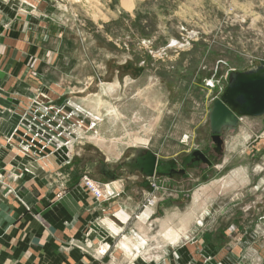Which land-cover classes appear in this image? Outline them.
Wrapping results in <instances>:
<instances>
[{"label":"rangeland","instance_id":"rangeland-1","mask_svg":"<svg viewBox=\"0 0 264 264\" xmlns=\"http://www.w3.org/2000/svg\"><path fill=\"white\" fill-rule=\"evenodd\" d=\"M126 5L121 0H0L3 30L10 29L18 44L28 37L31 58L22 60L25 50L18 48L13 56L1 54L3 71L18 69L9 76L11 85L31 88L30 95L8 106L9 95L1 92L0 117L11 116L17 124L10 135L2 134L0 148L49 171L60 160L67 174L73 168L78 172L76 184L88 198L85 178L109 196L102 187L107 181L102 163L116 172L114 180L123 179L127 193L137 190L132 202L140 209L131 219L124 213L126 219H119V209L103 217L108 220L101 227L114 250L138 242L148 253L134 255L148 260L154 255L150 248L158 247V264H165V257L183 264V254L191 259L187 264H224L228 258L264 264V116L241 119L236 129L223 132L220 154L213 150L207 124L228 74L264 61V0H127ZM97 97L109 107L108 112L99 108V121L85 106ZM67 109L70 115L62 112ZM29 134L34 149L24 154L17 137L30 140ZM9 137L17 139L15 145ZM138 142L157 156L161 176L129 178L116 169L135 148L128 144ZM195 149L210 153V165H187ZM170 169L184 174L163 176ZM25 175L32 176L27 166L8 172L17 180ZM71 175L63 180V193ZM139 219L146 223L137 238L133 229L137 232ZM169 230L179 234L173 244L165 236ZM103 250L95 254L109 246Z\"/></svg>","mask_w":264,"mask_h":264},{"label":"crops","instance_id":"crops-1","mask_svg":"<svg viewBox=\"0 0 264 264\" xmlns=\"http://www.w3.org/2000/svg\"><path fill=\"white\" fill-rule=\"evenodd\" d=\"M9 31L10 29L3 30L0 23V58L3 52L5 56H13L16 53L15 49L17 51L18 48L22 52L25 50V54L21 56L22 60H31L28 54L30 47L28 37H26V41L18 44L14 37L15 34L10 36ZM17 72L18 69L3 71L0 68V94L3 90L8 93L9 96L4 98L7 106L14 102L13 99L21 95H30L31 87L24 81V85L22 82L11 85L12 79L9 76L16 75ZM22 73V76H28L27 69ZM16 124L15 118L2 115L0 117V138L2 134L10 135ZM127 137H129L127 139L129 143L132 136L128 135ZM144 141L147 140L144 139ZM2 144L0 139V145ZM128 145L135 147L133 150L146 148L140 146L144 145L141 142ZM24 166L31 169L32 176L25 175L23 180H17L12 176L8 177L9 171ZM41 166L43 168L37 163H32L30 159L28 161L16 158L13 150L5 151L0 148V264H158L156 254L159 250H155L158 247L150 248L154 255L150 256L148 260L134 255V252L137 254L148 253L146 250L141 251L142 246L137 244L138 242L125 241L124 246L121 244L124 248L119 252L110 248L114 245V241L101 227L103 220H108V217H103L109 214L113 216V213L118 209L130 219L135 215L140 209V203L132 202V200H136L134 198L138 195L137 190L127 193L123 179L118 178L113 182L107 180L102 184L105 194H109L106 196L107 201L96 202L86 196L80 185L77 186L78 172H75L74 168L71 175L70 172L66 173L67 170L61 166L60 160H57L56 163L53 162L50 171L45 165L41 164ZM117 168L118 166H116ZM110 172L112 173V170ZM115 174L114 176H116ZM66 175L71 176L67 191L63 193V180ZM128 177L134 178L135 176ZM136 184V187H139V184ZM107 186L110 187L109 190H106ZM144 189L150 190L148 187ZM59 193L61 196L58 195ZM110 219L112 220V218ZM145 223V220L140 219L139 222H135V229H137V232L133 229V232L136 233L135 237L139 238L141 227H144ZM127 226H123L126 231L128 230ZM84 241H86L85 245H83ZM74 244L81 250L75 249L72 246ZM103 245H105L104 247L109 246V251L102 253V256H97L95 254L97 248L98 250L104 249ZM61 248H68L67 256L59 251ZM208 252L205 249L204 253ZM178 253L180 254L179 251ZM181 253H186V251L181 250ZM181 258L182 256L179 260L183 264H187L186 262L191 260L185 254ZM165 259V264H175L172 258L165 257ZM225 263L244 264L242 261L231 258L226 259Z\"/></svg>","mask_w":264,"mask_h":264},{"label":"water","instance_id":"water-1","mask_svg":"<svg viewBox=\"0 0 264 264\" xmlns=\"http://www.w3.org/2000/svg\"><path fill=\"white\" fill-rule=\"evenodd\" d=\"M264 116V61L241 72H231L227 76L226 87L214 100L207 116L208 129L214 144V152L220 154L223 132L236 129L241 119H255ZM192 162L210 165L206 156L199 150L191 152ZM158 159L147 148L134 149L130 156L119 163L121 172L127 176L138 175L142 179L161 176L157 173ZM104 179L112 182L115 178L104 163L99 165ZM183 175L184 171L170 170L168 177ZM165 174H163L164 176Z\"/></svg>","mask_w":264,"mask_h":264},{"label":"bare ground","instance_id":"bare-ground-1","mask_svg":"<svg viewBox=\"0 0 264 264\" xmlns=\"http://www.w3.org/2000/svg\"><path fill=\"white\" fill-rule=\"evenodd\" d=\"M126 1L127 0H121V4L123 5V7L124 6H126L127 8H128V6L130 5H126ZM87 2H88V0H87ZM129 3V2H128ZM125 8V7H124ZM41 98H43V97H41ZM42 101V100H41ZM74 102V101H73ZM84 104V103H83ZM82 104V105H83ZM78 105V104H77ZM65 106V105H64ZM85 106L86 107H88L90 110H91V112L93 113V115L95 116V121H99V114H100V110H99V108L100 107H103V109H104V112L106 111V112H108L109 111V107H107V105H106V103L105 102H101V100H100V98L99 97H97V98H93V99H91V100H87L86 102H85ZM76 107V106H75ZM81 107H83V106H81ZM79 110H81V111H84V110H82V109H80V108H78L77 109V111H79ZM62 112H66V114H68V115H70V112H69V110L67 109V110H65V111H62ZM80 112V111H79ZM111 112H113V109L111 110ZM110 112V113H111ZM87 113V112H86ZM75 114V113H74ZM78 115H80V114H78ZM88 115V114H87ZM75 116V115H74ZM97 116V117H96ZM79 117V116H78ZM84 118V117H83ZM76 120V119H75ZM69 121V120H68ZM53 122V121H52ZM61 122V121H60ZM59 123V122H58ZM91 123V122H90ZM91 125V127L93 128L94 127V124H90ZM54 126V125H53ZM80 128V127H79ZM63 130V129H62ZM94 130V129H93ZM75 131V130H74ZM82 131V130H81ZM92 132V131H91ZM76 133V132H75ZM85 137H87V136H85ZM66 138V137H65ZM69 139V138H68ZM95 139V138H94ZM70 142H72V141H70ZM95 142L98 144V145H100V146H103L104 145V143L105 142H103V140H99V141H97V139L95 140ZM66 143V142H65ZM116 143V142H115ZM115 143H113V142H111L109 145H110V147L111 148H114V149H116L117 148V145L115 144ZM61 145V144H60ZM66 145V144H65ZM71 146V145H70ZM74 147V146H73ZM66 148V147H65ZM65 150V149H64ZM65 152V151H64ZM66 153V152H65ZM63 154V153H62ZM67 157V156H66ZM48 163H49V161H48ZM56 163V162H55ZM34 176V175H33ZM109 186H107L106 187V190L108 189L109 190ZM107 194V193H106ZM105 195V194H104ZM105 198H107V197H105ZM104 198V199H105ZM124 214L122 213V212H120V213H117V217L119 218V219H121V220H125L126 218L123 216ZM123 220V221H124ZM186 221V220H185ZM185 223V222H184ZM112 224V223H111ZM179 235V234H178ZM178 235L176 234V231H175V233H174V231H172V230H169V232H165V236H166V238H167V240H169L170 241V243L171 244H173V243H175L176 242V240H177V238H178ZM132 238V237H131ZM128 244V243H127ZM170 244V245H171ZM173 246V245H172ZM103 250V249H102ZM128 250V249H127ZM101 254V253H100Z\"/></svg>","mask_w":264,"mask_h":264},{"label":"built area","instance_id":"built-area-1","mask_svg":"<svg viewBox=\"0 0 264 264\" xmlns=\"http://www.w3.org/2000/svg\"><path fill=\"white\" fill-rule=\"evenodd\" d=\"M12 135L15 136V133L13 132ZM29 137H30V140H28L27 137H26V139H25V137H23V138L17 137L20 140V147L19 148H21V150L24 154H29L30 151H32L34 149V148H32V143H33L34 137L32 134H29ZM12 138L13 137H9L7 142L11 143L12 145H15L14 143L17 139L14 138L12 140ZM41 150H43V149H41ZM95 185H96L95 182L91 181L90 179L85 178L83 180L84 190H86L95 201L103 200L105 197L103 196L101 191ZM106 199L107 198H105L104 201H107Z\"/></svg>","mask_w":264,"mask_h":264},{"label":"flooded vegetation","instance_id":"flooded-vegetation-1","mask_svg":"<svg viewBox=\"0 0 264 264\" xmlns=\"http://www.w3.org/2000/svg\"><path fill=\"white\" fill-rule=\"evenodd\" d=\"M210 153H208L207 155H205L207 158L210 156L209 155ZM192 160H193V157H191L190 159H189V162H188V164L187 165H194L196 162H192ZM197 164V163H196ZM99 169H100V167H99ZM117 169H119L120 170V167H119V165H118V168ZM171 170V169H170ZM170 170H168V172L170 171ZM115 174V172H112L111 174ZM113 174V175H114ZM167 174H169V173H165V175H167ZM184 174V173H183ZM171 175H174L173 173H171ZM171 177V176H170Z\"/></svg>","mask_w":264,"mask_h":264}]
</instances>
